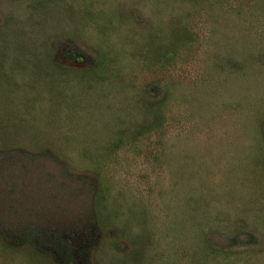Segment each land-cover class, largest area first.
<instances>
[{
    "label": "rangeland",
    "instance_id": "1",
    "mask_svg": "<svg viewBox=\"0 0 264 264\" xmlns=\"http://www.w3.org/2000/svg\"><path fill=\"white\" fill-rule=\"evenodd\" d=\"M0 264H264V0H0Z\"/></svg>",
    "mask_w": 264,
    "mask_h": 264
}]
</instances>
